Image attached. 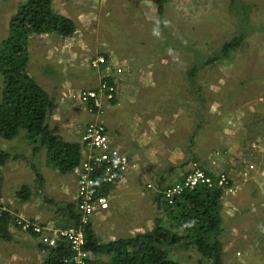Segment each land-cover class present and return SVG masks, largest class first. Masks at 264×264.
<instances>
[{
	"label": "crops",
	"instance_id": "crops-1",
	"mask_svg": "<svg viewBox=\"0 0 264 264\" xmlns=\"http://www.w3.org/2000/svg\"><path fill=\"white\" fill-rule=\"evenodd\" d=\"M90 7V10L77 11L76 17H73L75 19L62 14L73 22L74 33L68 38L54 34L42 35L60 39L61 41L55 40L56 42L60 41V46H56L46 53L41 52L42 56L36 59L32 57V52L31 57L28 53L26 71L31 78L38 79L34 81L55 105L53 113L46 122L50 135L60 138L64 143L79 146L80 160H82L87 155L80 139L84 128L89 123H99L105 127L111 145L126 154L136 165L135 169L128 171L119 181L107 187L108 209L95 211L89 221L97 241L107 244L120 239L114 234L117 231L116 224L112 222L114 210L123 212L124 224L132 221L137 226L128 231V233H132L131 237L142 235L153 229L154 221L157 218H164L162 211L158 208L165 202L162 197L159 198L161 189L181 181L187 172L185 167L188 166L191 170L196 162L199 163L200 160L196 153L192 154L191 150H198L199 155L204 156V148L210 143L208 134L204 133L198 136V142L195 144V134L191 135L194 131L189 128L193 117L190 115L192 111L177 109L175 104L172 105L174 94L166 93L163 90V87L171 85L172 82L151 80L154 71L150 60L153 55L145 54L147 49L141 47L142 45L139 43L137 44L134 36L129 33L126 40L121 41L123 46H121L120 52L119 48L108 43L105 38L102 41L100 36L114 37L115 35L109 33L115 34V30L118 31V29H115L116 26L113 28L110 24L111 14L108 11L103 16V22L108 23V27H105V32L108 34H100V19L92 4ZM121 21L125 22V20ZM136 21L133 20L134 23ZM122 27L124 31L119 30L120 33L127 32L125 29L130 28L126 24L125 26L122 24ZM137 31L141 37H150L149 33L151 32L148 30ZM69 40L73 41L72 45L64 46L71 44ZM28 46H31V42ZM96 55H102L105 58V67L100 64L98 69L91 68L90 61ZM50 62L51 64H49ZM77 63V67L68 70L69 64L75 66ZM50 65L55 68L53 69ZM33 67L34 69L31 70ZM116 67L121 68V73L114 72ZM63 69L69 71L71 76H65ZM34 70L35 72H33ZM96 72L104 74L106 77L102 79L110 80L107 82L115 88L114 101L103 102L101 114L89 112L85 104L72 98V94L83 90L97 89L104 82L100 81V73ZM193 94L198 93L195 90L192 92ZM199 110H202L201 105ZM17 138L18 136L10 141L6 140V143L1 146V150L8 153L10 158L0 168L2 178L0 206L13 217H22L51 229L72 226L71 210L67 208L70 207L73 213L79 216L75 209L76 176L72 171L63 173L56 170L48 163L45 147L38 146V143H29L26 137L27 143L23 152L18 153L11 150V146L17 142ZM212 150L206 156L205 168L203 164V166L201 163L199 165L205 169V171L202 169L204 172L216 177L220 173L215 171L210 162H217L214 156L224 158L227 151L217 155L216 149ZM35 153L41 155L39 166L36 165L35 155L33 158ZM167 162H169L168 168H166ZM174 169L177 171L176 175L170 176ZM36 175H39L40 179ZM24 176L26 179H21ZM230 183L234 185L231 180ZM21 188L27 189L24 192V199L19 198L16 194ZM241 190L242 188L233 194L222 192L224 201L230 202L233 206L228 211L230 217L228 219L231 221L227 225V218L224 219L223 216L226 215V210L221 206L222 233L226 229L233 230L229 227L234 224L233 214L235 215L239 211V206H234L232 201L237 194L242 192ZM242 217L244 216L242 215ZM12 225L8 226L10 241L0 240V256L7 257L3 258L4 260H9L11 256L12 260L23 259V261L20 260L23 264H31L34 261L41 264L46 256L45 250L42 249L43 245L33 235L18 232ZM162 225L168 228L169 223L164 220ZM128 229L127 225L123 226V231ZM17 233L18 235H15ZM16 243L20 245L18 255L12 252V246ZM178 246L187 247L188 244L175 245L169 249L173 260L177 254L176 250H179ZM193 256L197 258L200 255L194 254Z\"/></svg>",
	"mask_w": 264,
	"mask_h": 264
},
{
	"label": "rangeland",
	"instance_id": "rangeland-1",
	"mask_svg": "<svg viewBox=\"0 0 264 264\" xmlns=\"http://www.w3.org/2000/svg\"><path fill=\"white\" fill-rule=\"evenodd\" d=\"M24 1L0 0V42L7 36L10 17ZM90 4L100 19V34H108L105 32L108 23L103 22V16L108 11L111 14L110 24L118 29L115 34L109 33L114 37L100 36L102 41L105 38L120 52L123 46L121 41L124 42L129 33L137 44L147 49L145 54L153 55L150 60L154 71L151 80L171 81L172 84L163 87V90L174 94L172 105L175 104L181 111H192V126L189 128L194 131L191 135L195 134V144L199 135L208 134L210 145L204 148V156L199 155L198 150H191L192 154L196 153L199 163L205 168L206 156L213 148L217 155L227 151L222 159L214 156L217 162L211 161L210 164L218 174L224 173L229 177L237 190L242 188V192L232 201L234 206H239V211L233 214L234 224L229 227L233 230L226 229L219 235L223 243L222 264H264V0H167L160 15L153 0H53L52 9L60 15L66 14L73 18L77 11L90 10ZM133 20L137 21L134 23ZM122 24L131 29L126 28L127 32L120 33L119 30L124 31ZM137 30L150 31V37H141ZM235 39L240 41L238 48L221 57L223 45ZM55 40L60 39L54 36H32L29 41L31 46H28L30 57L31 52L36 59L42 56L41 52L46 53L60 46L61 40ZM70 43L64 46H71L73 41ZM98 56L102 55L94 58ZM215 58L218 60L206 64ZM77 66L78 63L75 66L69 64L68 70ZM192 67L197 70L193 78L190 77ZM69 71L63 69V74L71 76ZM103 77L106 76L100 73V81ZM193 90L198 94L192 95ZM200 105L202 110H199ZM16 141L11 150L23 152L27 143L24 132H20ZM3 143L6 140L0 138V149ZM34 155L39 166L41 155L35 153L33 158ZM199 163L196 162L191 170L204 169ZM167 164L169 162L166 168ZM185 168L188 173L189 167ZM176 173L174 169L170 176ZM21 179H26V176ZM223 198L221 194L220 203L226 210L227 216H223L227 218V225L231 221L228 211L233 206ZM113 212L112 222L117 228L115 236L120 239L131 238L132 233L128 231L137 227L135 223L130 221L124 224L123 212ZM124 225L129 228L127 231H123ZM12 226L18 232L31 234L21 231L14 223ZM12 247V252L18 255L19 243ZM178 248L175 260L181 264H209L200 256L194 258L193 255L197 253L191 247ZM3 258L7 257L0 256V264H23V259L12 260V256L9 260ZM31 264L39 263L34 261Z\"/></svg>",
	"mask_w": 264,
	"mask_h": 264
},
{
	"label": "trees",
	"instance_id": "trees-1",
	"mask_svg": "<svg viewBox=\"0 0 264 264\" xmlns=\"http://www.w3.org/2000/svg\"><path fill=\"white\" fill-rule=\"evenodd\" d=\"M166 1L153 0L158 15L163 13ZM73 33V22L52 9V0H25L10 17L7 36L0 42V138L10 141L21 131L24 132L29 143L45 147L48 163L63 173L72 171L80 163L79 146L64 143L48 133L46 122L53 113L54 103L29 76L26 66L32 36L54 34L68 38ZM239 44L238 39L224 44L221 57L237 49ZM217 60H208L206 64ZM196 73V68L192 67L190 77L193 78ZM9 158L10 155L0 149V168ZM36 176L40 179L39 175ZM1 179L0 173V182ZM26 190L21 188L17 196L24 199ZM107 190V186H104L101 193L106 194ZM221 194L222 191L216 187H196L184 191L170 203L164 202L158 206L164 218H157L153 229L107 244L99 243L91 225H82L79 216L70 207L67 209L71 210L72 226L81 224L85 249L91 256L89 264H180L171 258L169 249L183 243L188 244L207 263L222 264L223 245L219 240L223 230ZM14 218L5 211L1 212L0 240L10 241L8 226L13 224ZM164 220L168 221V228L162 225ZM42 249L46 256L41 264H68L65 260L72 254L63 242H59L55 248L43 246Z\"/></svg>",
	"mask_w": 264,
	"mask_h": 264
},
{
	"label": "built area",
	"instance_id": "built-area-1",
	"mask_svg": "<svg viewBox=\"0 0 264 264\" xmlns=\"http://www.w3.org/2000/svg\"><path fill=\"white\" fill-rule=\"evenodd\" d=\"M100 64H106L102 56L90 61L93 69H98ZM114 72L121 73V68L116 67ZM103 81L97 89L79 91L72 94V98L85 104L89 112L101 114L103 102L111 103L115 96V88L112 84H109L106 79ZM80 139L87 155L72 172L77 181L75 209L79 214L80 223L84 225L89 223L95 211L108 209V198L106 194L101 193L103 187L119 181L128 171L135 169L136 165L126 154L111 145L105 127L99 123L87 124ZM196 187L207 189L216 187L227 194L237 191L225 174L213 177L201 169H193L184 176L180 183L163 189L162 198L170 203L184 191H191ZM2 211L4 209L0 206V215ZM13 223L21 231L35 235L45 247L55 248L59 242L65 243L72 253L71 257L65 260L66 263L89 264L91 256L85 249L81 224L63 229H51L22 217H15Z\"/></svg>",
	"mask_w": 264,
	"mask_h": 264
},
{
	"label": "bare ground",
	"instance_id": "bare-ground-1",
	"mask_svg": "<svg viewBox=\"0 0 264 264\" xmlns=\"http://www.w3.org/2000/svg\"><path fill=\"white\" fill-rule=\"evenodd\" d=\"M95 59V58H94ZM105 60V59H104Z\"/></svg>",
	"mask_w": 264,
	"mask_h": 264
},
{
	"label": "clouds",
	"instance_id": "clouds-1",
	"mask_svg": "<svg viewBox=\"0 0 264 264\" xmlns=\"http://www.w3.org/2000/svg\"><path fill=\"white\" fill-rule=\"evenodd\" d=\"M218 189V188H217ZM220 190V189H219Z\"/></svg>",
	"mask_w": 264,
	"mask_h": 264
}]
</instances>
